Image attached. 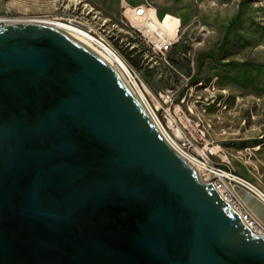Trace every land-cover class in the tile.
I'll return each mask as SVG.
<instances>
[{"label": "water", "instance_id": "1", "mask_svg": "<svg viewBox=\"0 0 264 264\" xmlns=\"http://www.w3.org/2000/svg\"><path fill=\"white\" fill-rule=\"evenodd\" d=\"M0 264H264L251 229L76 35L0 27Z\"/></svg>", "mask_w": 264, "mask_h": 264}, {"label": "rangeland", "instance_id": "2", "mask_svg": "<svg viewBox=\"0 0 264 264\" xmlns=\"http://www.w3.org/2000/svg\"><path fill=\"white\" fill-rule=\"evenodd\" d=\"M141 4L179 20L162 53L123 18L126 5ZM76 10L97 15L96 37L136 71L146 104L172 135L264 194V0H0V15L19 19H71ZM159 93L174 94L171 125ZM238 191L264 223V209Z\"/></svg>", "mask_w": 264, "mask_h": 264}, {"label": "built area", "instance_id": "3", "mask_svg": "<svg viewBox=\"0 0 264 264\" xmlns=\"http://www.w3.org/2000/svg\"><path fill=\"white\" fill-rule=\"evenodd\" d=\"M150 8L152 7L145 6L144 4L136 6L126 5L123 10V18H125L128 23H131L132 25L135 24L133 26L137 27V29L140 31L141 36L145 37L148 41L152 42L154 44V47L160 49L162 53V49L164 47L172 46L174 44V39H177L178 30L176 31L175 37L173 38L158 34L154 25L152 24L154 23V21L148 13V10ZM155 15L158 17L156 10ZM15 19L16 18L0 15V27L13 23V20ZM61 19L78 28L77 21H68L64 18ZM78 29L82 30L83 32L91 35L94 39L98 40V37H96L93 32L88 31L85 28ZM99 42L101 43V41ZM110 49L115 52L114 48ZM124 72L125 76L129 78V85H131L135 91L142 90L143 92V85L141 83V80H139V76L136 71L132 67L126 65V69ZM173 95L174 94L161 93H159L158 95L160 107L163 108L165 112L164 118L170 125L171 121L168 118L170 116L169 106L171 105ZM142 98H147L144 92ZM164 106L166 108H164ZM154 118L160 123L166 141L179 156H181L182 158H192L194 160L200 161L202 164L207 165L208 171H206V173H201L200 175H197L199 180L203 183H211L216 189V191L219 193V195L227 203H229L237 212H239L243 220L251 229L259 233H264V226L255 217V215L252 214L251 211L245 206L238 190L243 189L248 193H251L264 204V199H260V192L262 191L254 187L249 182L235 175L233 171L212 163L208 154H206L205 152L202 151L203 154H200L199 152L197 154L192 153L189 149L191 146L189 139L183 136L179 137L176 134L172 135V133L168 131V128H170L169 125L167 126V128L164 126L155 110ZM208 152L210 155H213L215 153V151L213 150H209Z\"/></svg>", "mask_w": 264, "mask_h": 264}, {"label": "bare ground", "instance_id": "4", "mask_svg": "<svg viewBox=\"0 0 264 264\" xmlns=\"http://www.w3.org/2000/svg\"><path fill=\"white\" fill-rule=\"evenodd\" d=\"M150 8L148 10H151ZM154 10V9H152ZM75 14L73 18L66 19L68 21H77L78 22V28H85L88 31H93V24L96 22L97 15L94 16L90 15L91 10H88L85 12V14L79 13L78 11H73ZM155 14V11H154ZM149 16L153 19L154 23H152L156 29V32L161 35L168 36L170 38L175 37L176 31L179 27V20L177 18L172 17L171 15H166L162 19L156 18L152 13H149ZM92 19V21H90ZM100 19V18H99ZM21 22H38L42 24H48V25H54L57 28H60L66 32L72 33L76 35L78 38H80L86 45H88L92 50H94L99 56H101L107 63H109L113 69L117 71V73L120 75V77L123 79V81L126 83V85L129 87L133 95L141 102L149 116L154 121L155 125L157 126L159 132L164 137V132L160 126V123L154 118V112L151 111V109L146 104L144 98H142L143 92L142 90L135 91L131 85H129V78L125 76V69L126 65L124 62L116 55L114 51L110 49V47L101 41L99 38L98 40L101 41V43L94 39L91 35L83 32L82 30L78 29L74 25H71L70 23L64 21L63 19L53 18V19H40V18H33V19H19L16 18L13 20V23H21ZM92 22V23H91ZM135 25V24H133ZM102 26V25H101ZM136 28V26H135ZM95 34V33H94ZM96 36V34H95ZM170 94V93H169ZM200 154H203V152H199ZM195 171L197 175H200L201 173H206L208 171L207 165L202 164L198 160H194L192 158H183ZM241 196V195H240ZM242 201L244 202L242 196ZM260 199H264V194L260 192ZM245 206L249 209L247 204L244 202ZM250 210V209H249ZM251 211V210H250ZM239 213V212H238ZM253 214V213H252ZM255 215V214H254ZM255 217L260 221V223L264 226V223L255 215Z\"/></svg>", "mask_w": 264, "mask_h": 264}, {"label": "crops", "instance_id": "5", "mask_svg": "<svg viewBox=\"0 0 264 264\" xmlns=\"http://www.w3.org/2000/svg\"><path fill=\"white\" fill-rule=\"evenodd\" d=\"M241 190L245 197L248 199V200H252V201H255L259 206H261L263 209H264V204L259 201L255 196H253L251 193H248L247 191L243 190V189H239ZM245 202V201H244ZM246 203V202H245ZM256 215V214H255ZM257 216V215H256ZM258 217V216H257ZM259 218V217H258Z\"/></svg>", "mask_w": 264, "mask_h": 264}, {"label": "trees", "instance_id": "6", "mask_svg": "<svg viewBox=\"0 0 264 264\" xmlns=\"http://www.w3.org/2000/svg\"><path fill=\"white\" fill-rule=\"evenodd\" d=\"M227 41V40H226ZM133 61L134 64H138L137 61L135 59H131Z\"/></svg>", "mask_w": 264, "mask_h": 264}]
</instances>
